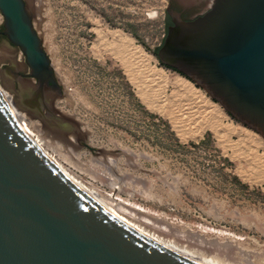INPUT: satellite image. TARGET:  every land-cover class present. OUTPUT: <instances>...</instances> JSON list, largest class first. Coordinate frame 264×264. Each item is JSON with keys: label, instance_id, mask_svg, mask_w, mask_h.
<instances>
[{"label": "rangeland", "instance_id": "374dc122", "mask_svg": "<svg viewBox=\"0 0 264 264\" xmlns=\"http://www.w3.org/2000/svg\"><path fill=\"white\" fill-rule=\"evenodd\" d=\"M33 5V26L62 89L54 105L80 123V132H87L83 144L93 152L46 138L40 120L21 108L34 144L85 193L96 190L126 203L132 213L115 214L150 236L229 259L226 245L219 246L224 243L252 253L247 263L264 264V141L157 59L166 0H33ZM2 31L0 14V90L14 104L27 95L17 75L28 69ZM132 48L144 55L141 70L130 71ZM180 78L217 110L204 123L191 115L193 121L179 132L171 109L180 103L172 97ZM152 86L162 94L157 97L162 112L142 102L140 89Z\"/></svg>", "mask_w": 264, "mask_h": 264}, {"label": "water", "instance_id": "95a60500", "mask_svg": "<svg viewBox=\"0 0 264 264\" xmlns=\"http://www.w3.org/2000/svg\"><path fill=\"white\" fill-rule=\"evenodd\" d=\"M33 13V0H0L1 34L20 50L39 94L48 87L50 99H59L62 89ZM156 54L264 141V0H213L203 16L175 20ZM18 102L28 111L23 96ZM51 116L55 125L40 122L41 133L78 150L87 135L80 123L54 108ZM0 264L198 263L87 196L32 142L0 95Z\"/></svg>", "mask_w": 264, "mask_h": 264}, {"label": "bare ground", "instance_id": "6f19581e", "mask_svg": "<svg viewBox=\"0 0 264 264\" xmlns=\"http://www.w3.org/2000/svg\"><path fill=\"white\" fill-rule=\"evenodd\" d=\"M38 2H39V0H37ZM122 37V36H121ZM102 39V38H101ZM118 39H119V37H118ZM128 38H126V40H127ZM103 40V39H102ZM120 40H121V38H120ZM119 40V41H120ZM118 41V40H117ZM123 41V40H122ZM112 42V41H111ZM126 42H128V41H126ZM122 43V42H121ZM129 43H131L132 44V41L131 42H129ZM109 44V43H108ZM116 44V43H115ZM125 44V43H124ZM124 44H121V45H124ZM127 44V43H126ZM117 45V44H116ZM120 45V44H119ZM123 47H125V46H123ZM125 49V48H124ZM127 49H129V48H127ZM118 50V49H117ZM123 51V50H122ZM125 51H127V50H125ZM118 52V51H117ZM119 53V52H118ZM117 53V54H118ZM129 54L128 55H131V57H132V59H130V58H128V59H130V60H132V61H129L130 63L131 62H133V63H131V66L129 65V67H130V71H132L131 69H133V70H137V68L139 67V69L138 70H141V67H143V65L142 64H144L143 62L145 61V59L144 60H141V56H143L144 57V55H142V52H141V50L140 49H135L134 48V50H133V48H132V52H128ZM131 53V54H130ZM120 54V53H119ZM128 55H126V56H128ZM125 56V57H126ZM129 57V56H128ZM146 57V56H145ZM134 59V60H133ZM147 59V58H146ZM142 61V63L140 62V64H138V61ZM147 60H149V59H147ZM128 61V60H127ZM146 62V61H145ZM148 62V61H147ZM146 65H147V63H146ZM146 65H144V67H146ZM148 66V65H147ZM148 68V67H147ZM143 69H145V68H143ZM146 71V73H147V70H145ZM135 72V71H134ZM150 73V72H149ZM141 75V74H140ZM146 76H147V74H146ZM149 76V75H148ZM153 76V75H152ZM163 77V76H162ZM135 78V77H134ZM142 79H144V78H142ZM156 79V78H155ZM159 79V78H158ZM163 79V78H162ZM150 80V79H149ZM152 80V79H151ZM164 80V79H163ZM177 80V79H176ZM148 82V81H147ZM156 82V81H155ZM138 83V82H137ZM149 83H150V81H149ZM148 84V83H147ZM164 84V83H163ZM152 85H155V86H157V84L155 83V84H152ZM151 86V85H150ZM22 87V89L21 90H25L26 89V85L25 84H23V86H21ZM144 87V86H143ZM147 87H149V86H147ZM173 88H174V91H172V97L175 99V102L176 101H180V103L179 104H177V107H174L175 108V110L172 108L171 110H172V114L171 115H173V117H171L172 119H173V123H175V125H177V129H176V126H175V129L176 130H178L179 132L180 131H183V127L185 126V125H187V124H189L190 123V120H192L193 121V119H194V115L196 116L195 118H197L198 120H201L202 121V119H204L205 120V117L207 116L208 117V115L211 113V111L213 110V112L215 111V110H217V105L216 104H214V103H212V102H210L209 100H208V98H206L203 94H202V92H201V90H199V89H197V88H195L194 86H193V84L191 83V82H189L188 80H186V79H184V78H180L178 81H176V82H174L173 83ZM142 89V90H141ZM140 89V92H141V94L143 95H141V98H142V102L144 103V104H146V105H148L149 107H151V108H153V109H155V107L156 106H159L158 108H156L155 110H157V111H160V112H162L163 111V108H161L162 106H161V104H159L158 102H160V101H158L159 99L158 98H161L162 97V94L161 93H158V92H155L154 90H153V86H152V89H150V88H147L146 89V87L145 88H141ZM157 90V89H156ZM154 91V92H153ZM30 92V91H29ZM142 92H145V93H142ZM146 92H148V96H145V95H147L146 94ZM160 94V95H159ZM0 95H1V97L3 98V100H4V102H5V104L7 105V107L9 108V110L11 111V113L13 114V116L15 117V119L17 120V122L19 123V125L21 126V128L24 130V132L26 133V129L24 128V122L26 121V120H29V118L27 119V118H25L26 116H23L22 115V113L20 114L19 113V111L21 110V108H20V105H19V102H18V100H16V102H14V104H12L11 102H8L7 100H6V97H5V95H4V93H2V91L0 90ZM150 95V96H149ZM148 97H152L151 99V101L150 102H152V103H150L149 102V100L150 99H148ZM154 97V98H153ZM158 97V98H157ZM179 97H184V98H182V100H178V98ZM162 101H164V100H162ZM154 102H156V105H154L153 103ZM177 103V102H176ZM175 105V104H174ZM155 106V107H154ZM15 107V108H14ZM182 107H184L183 109H181ZM179 108V109H178ZM152 109V110H153ZM165 109V108H164ZM18 110V111H17ZM176 112V116H175V112ZM22 111V110H21ZM177 111H180V113L179 112H177ZM23 112V111H22ZM212 112V113H213ZM24 114V113H23ZM169 115V114H168ZM193 116V119L190 117V116ZM215 115V114H214ZM34 116V114H32V116H30V118L31 117H33ZM212 115L210 114V117H211ZM217 116V115H216ZM170 117V116H169ZM25 118V119H24ZM170 118V119H171ZM189 118H191V119H189ZM213 118H215V116L213 117ZM24 121V122H23ZM187 121V122H186ZM188 121H189V123H188ZM186 122V123H185ZM203 122V121H202ZM204 123V122H203ZM219 123V122H218ZM213 124V123H212ZM206 125V124H205ZM35 127H36V125H34ZM211 126V125H210ZM186 127V126H185ZM198 127V126H197ZM187 128V127H186ZM38 129V128H37ZM201 129H203V128H201L200 127V129H199V131L201 130ZM177 131V132H178ZM185 132V131H184ZM27 134V133H26ZM181 134V133H180ZM198 134V133H197ZM27 136H28V134H27ZM29 137V136H28ZM33 142V141H32ZM34 143V142H33ZM40 149V148H39ZM41 150V149H40ZM42 151V150H41ZM43 152V151H42ZM44 154H45V152H43ZM46 155V154H45ZM47 156V155H46ZM48 157V156H47ZM49 158V157H48ZM257 159V158H256ZM259 161H260V159H259ZM263 162V164L261 163L260 164V162ZM260 162H259V164L261 165V166H264V159H262ZM257 168V167H256ZM61 170V169H60ZM261 170H263V175L262 176H264V167L261 169ZM62 171V170H61ZM62 173L64 174V172L62 171ZM65 175V174H64ZM66 176V175H65ZM67 177V176H66ZM71 182H73L69 177H67ZM74 183V182H73ZM75 184V183H74ZM76 185V184H75ZM77 186V185H76ZM78 188H79V186H77ZM80 190H82V188H79ZM83 191V190H82ZM84 192V191H83ZM87 192V191H86ZM85 193V192H84ZM87 196H89L92 200H94L96 203H98L100 206H102L105 210H107L109 213H111L113 216H115L117 219H119L121 222H123L124 224H126L128 227H130L131 229H133V230H135L136 232H138L139 234H141V235H143V236H145L146 238H148V239H150V240H152L153 242H155V243H157V244H159V245H161V246H163V247H165V248H167V249H169V250H171V251H173V252H176V253H178V254H180V255H182V256H184V257H186V258H188V259H190V260H192V261H194V262H196V263H198V264H249L250 262H248L247 263V260L249 259V257H250V255L252 254H250V255H248V253H247V251H243L241 248H234L233 246H231V245H227V244H224V243H220L221 245H219V246H224V245H226L225 246V250H227L228 251V255H230V256H228L229 257V259H226V258H224V259H221L220 257H218V256H215V255H213V256H205V255H203V254H198V253H194V252H191V251H187L186 249H181V248H179V247H177V246H175V245H173L172 243H169V242H164V241H162V240H159V239H157L156 237H152V236H150L149 234H147L146 232H145V230H143L142 228H140V227H138V226H135V225H133V224H131V223H128V222H126L125 220L123 221L122 220V218L120 219L116 214H115V212L116 213H120V214H128V213H130V211L128 210V208L126 207V206H128L126 203H123V201L121 202L119 199H118V197H116V198H113V196H108V195H102L99 191H96V190H92L91 191V193H85ZM107 207H109V208H111L113 211H110L108 208H106L105 206ZM129 207V206H128ZM132 213V212H131ZM130 213V214H131ZM203 230V229H202ZM204 233V232H203ZM205 234V233H204ZM216 234V233H215ZM221 234V233H220ZM220 234H218V236L220 235ZM226 243V242H225ZM216 245V246H215ZM214 246L215 247H217V243L215 244ZM218 246V247H219ZM238 246V245H237ZM214 247V248H215ZM217 247V248H218ZM239 247V246H238ZM224 248V247H223ZM216 249V248H215ZM219 249V248H218ZM216 251H217V249H216ZM221 251V250H220ZM226 253V252H225ZM234 257H233V256ZM255 257V256H254ZM260 257V256H259ZM232 258V259H231ZM234 258V259H233ZM248 258V259H247ZM253 258V257H252ZM256 259V258H255ZM252 260V259H251ZM262 260L263 259H261L259 262H262ZM250 261V260H249ZM256 261H258V260H255V262ZM264 262V261H263ZM258 263V262H257Z\"/></svg>", "mask_w": 264, "mask_h": 264}, {"label": "flooded vegetation", "instance_id": "af4514ba", "mask_svg": "<svg viewBox=\"0 0 264 264\" xmlns=\"http://www.w3.org/2000/svg\"><path fill=\"white\" fill-rule=\"evenodd\" d=\"M212 1L213 0H166L164 13L165 32L162 35L161 44L158 49L162 46L167 36L168 29L174 26L175 20L189 22L203 16L210 9ZM17 77L27 86L26 89L23 90L27 94L23 96V102L29 108L28 112L34 114L43 124L55 125V123H53L55 122V117L51 116V110L57 108L54 105V101H52L53 99H50V96H52L50 88L47 87V89H44L41 95L38 92V83L32 80L28 76V73H18ZM64 126L67 127V125H63V127Z\"/></svg>", "mask_w": 264, "mask_h": 264}, {"label": "trees", "instance_id": "16d2710c", "mask_svg": "<svg viewBox=\"0 0 264 264\" xmlns=\"http://www.w3.org/2000/svg\"><path fill=\"white\" fill-rule=\"evenodd\" d=\"M154 54L157 56L156 51L154 52Z\"/></svg>", "mask_w": 264, "mask_h": 264}]
</instances>
